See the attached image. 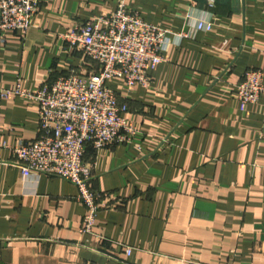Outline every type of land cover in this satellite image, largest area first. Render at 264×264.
<instances>
[{
	"label": "crops",
	"instance_id": "crops-1",
	"mask_svg": "<svg viewBox=\"0 0 264 264\" xmlns=\"http://www.w3.org/2000/svg\"><path fill=\"white\" fill-rule=\"evenodd\" d=\"M39 5L28 30H0V264H264V93L256 103L235 96L248 69L264 71V0L128 3L173 35L150 87L108 82L137 134L86 152L92 186L110 201L91 233L76 185L25 178L12 164L13 148L40 136L39 105L3 93L19 79L36 91L72 70L91 73L62 36L117 0ZM201 20L212 30H199Z\"/></svg>",
	"mask_w": 264,
	"mask_h": 264
},
{
	"label": "built area",
	"instance_id": "built-area-1",
	"mask_svg": "<svg viewBox=\"0 0 264 264\" xmlns=\"http://www.w3.org/2000/svg\"><path fill=\"white\" fill-rule=\"evenodd\" d=\"M130 1L117 0L115 11L76 24L63 34L68 52L80 51L93 63L91 73L72 70L46 81L36 91L25 88L19 79L14 89L3 93L5 97H26L39 105L40 136L15 146L12 164L25 178L49 175L76 185L87 209L82 232L91 233L100 210L110 205L109 195L92 186L94 165L86 161L88 148L99 151L128 143L137 134L135 125L123 115L128 104L108 82L123 79L128 89L150 87V70L164 61L173 35L128 7ZM207 1L214 7L217 0ZM39 6V0H0V30H28ZM213 26V22L203 20L197 25L205 31ZM263 93L264 71L248 69L236 85V98L256 103ZM126 252L131 254L132 249Z\"/></svg>",
	"mask_w": 264,
	"mask_h": 264
}]
</instances>
